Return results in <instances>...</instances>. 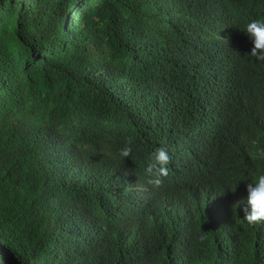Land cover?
<instances>
[{"label": "trees", "instance_id": "obj_1", "mask_svg": "<svg viewBox=\"0 0 264 264\" xmlns=\"http://www.w3.org/2000/svg\"><path fill=\"white\" fill-rule=\"evenodd\" d=\"M262 15L264 0H0V264H264V222L237 205L264 169V63L241 27ZM126 140L120 164L106 153Z\"/></svg>", "mask_w": 264, "mask_h": 264}, {"label": "clouds", "instance_id": "obj_2", "mask_svg": "<svg viewBox=\"0 0 264 264\" xmlns=\"http://www.w3.org/2000/svg\"><path fill=\"white\" fill-rule=\"evenodd\" d=\"M241 27L242 32L251 41L249 51L251 58L258 63H264V15L247 20ZM133 147V144L126 140L115 154L111 152L106 154L121 164L125 158H129L133 154ZM256 155L264 158V151L258 150ZM169 160V152L163 146L155 147L149 153L143 169L147 184L154 188L162 184L163 178L168 175ZM238 181H245V195L237 201V205L240 206L243 213V220L248 224L264 222V169L253 173L250 178L246 177ZM238 181L233 182L231 188L224 186L223 191L225 188L234 189Z\"/></svg>", "mask_w": 264, "mask_h": 264}]
</instances>
